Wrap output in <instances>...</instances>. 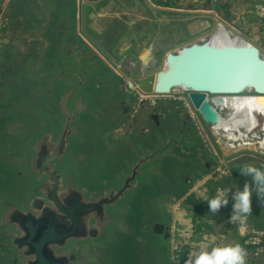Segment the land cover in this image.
Listing matches in <instances>:
<instances>
[{
	"label": "water",
	"instance_id": "95a60500",
	"mask_svg": "<svg viewBox=\"0 0 264 264\" xmlns=\"http://www.w3.org/2000/svg\"><path fill=\"white\" fill-rule=\"evenodd\" d=\"M76 1L0 5V21L21 39L0 63V264H158L170 228L157 200L193 203V175L219 171L199 119L170 94L187 93L228 148L264 154V121L228 129L214 100L264 95V54L247 40L193 41L140 81L155 96L136 99L119 91L116 69L79 33ZM107 126L136 133L106 155Z\"/></svg>",
	"mask_w": 264,
	"mask_h": 264
},
{
	"label": "rangeland",
	"instance_id": "374dc122",
	"mask_svg": "<svg viewBox=\"0 0 264 264\" xmlns=\"http://www.w3.org/2000/svg\"><path fill=\"white\" fill-rule=\"evenodd\" d=\"M5 1L0 0V5ZM259 1L263 0H255L256 3ZM251 12L253 13L249 19L246 18L239 23L234 22L238 25L236 28L230 23H216L209 31L199 28L196 30L198 36L189 41L191 43L204 39L212 35L220 24H223L237 36L258 46L264 53V7L262 4L253 6ZM101 26L102 24L96 20L89 22L88 18H81V32L85 39L93 44L98 42L95 29ZM176 34L172 40H164L167 42L166 47L158 50H100L96 46L95 48L99 49L98 51L103 57L116 69L118 73L117 85L122 94H132L136 99L140 96L151 98L155 96L154 92L144 90L140 81L148 77H156L157 73L163 69L167 55L183 45L180 42L183 39L181 33L177 32ZM108 42L110 46L111 41ZM20 43L21 39L15 35L14 26L9 22L0 21V63L12 58ZM129 81L134 84L133 88L129 85ZM179 91H173L170 96H179L185 100L199 119L219 158V171L217 174L199 171L193 175L189 185V190L195 199L193 203L178 205L176 200L168 195L157 200L156 207L160 213L161 222L170 228L171 233L175 232L178 239V245L173 249V258L171 259L170 241L166 240L164 236L160 237L161 252L158 264H184L187 255L196 251L202 244L216 246L240 243L243 245L244 235L239 237L236 234L239 226L228 221L232 208L220 215H215L209 212L205 200L214 197L217 189L239 191L246 179L240 175V169L247 164L256 166L264 164V154L255 146L228 148L227 140L224 137H219L211 127L204 123L198 111L189 102L188 94ZM259 119L261 123L264 121L263 116H259ZM126 132L127 130L115 132L113 126L103 128L100 133L101 153L106 155L115 153L122 143L136 133V129H130L129 134ZM1 175L0 170V177ZM257 202L254 195L253 213L247 216L248 226L252 229L264 230V205L257 207ZM229 206H232L231 194Z\"/></svg>",
	"mask_w": 264,
	"mask_h": 264
},
{
	"label": "crops",
	"instance_id": "0c3cea01",
	"mask_svg": "<svg viewBox=\"0 0 264 264\" xmlns=\"http://www.w3.org/2000/svg\"><path fill=\"white\" fill-rule=\"evenodd\" d=\"M261 4L264 7V0H77L74 13L83 38L81 18L102 24L95 29L98 42L88 41L100 50H158L165 48L164 40H172L177 32L183 37L181 44L186 45L198 36L199 28L209 31L216 23H230L236 28L234 22L249 19L252 7ZM244 233V228H237V236ZM169 241L172 259L178 245L175 232H170ZM242 243L247 248L244 238ZM247 250V264H264V258L257 262Z\"/></svg>",
	"mask_w": 264,
	"mask_h": 264
},
{
	"label": "clouds",
	"instance_id": "9594fccd",
	"mask_svg": "<svg viewBox=\"0 0 264 264\" xmlns=\"http://www.w3.org/2000/svg\"><path fill=\"white\" fill-rule=\"evenodd\" d=\"M245 182L239 191L217 189L216 195L206 199L209 212L218 215L221 209L228 207L230 194L232 213L229 222H243L253 213V196L264 205V164H247L239 171ZM248 250L240 243L212 246L202 244L196 251L190 252L184 264H247Z\"/></svg>",
	"mask_w": 264,
	"mask_h": 264
},
{
	"label": "bare ground",
	"instance_id": "6f19581e",
	"mask_svg": "<svg viewBox=\"0 0 264 264\" xmlns=\"http://www.w3.org/2000/svg\"><path fill=\"white\" fill-rule=\"evenodd\" d=\"M206 38L215 42H246L245 39L231 32L223 24ZM214 100L219 106L222 104L221 107L226 111L231 122L227 127L228 129H240L242 127L253 129L261 124L259 116L264 117V95L247 93V95L216 96Z\"/></svg>",
	"mask_w": 264,
	"mask_h": 264
},
{
	"label": "built area",
	"instance_id": "2783aa9c",
	"mask_svg": "<svg viewBox=\"0 0 264 264\" xmlns=\"http://www.w3.org/2000/svg\"><path fill=\"white\" fill-rule=\"evenodd\" d=\"M128 83L133 88L134 84L131 81ZM233 224L245 229L244 244L250 250L251 257L255 261L260 262L264 258V230L250 228L248 226V218L243 222H234Z\"/></svg>",
	"mask_w": 264,
	"mask_h": 264
},
{
	"label": "trees",
	"instance_id": "16d2710c",
	"mask_svg": "<svg viewBox=\"0 0 264 264\" xmlns=\"http://www.w3.org/2000/svg\"><path fill=\"white\" fill-rule=\"evenodd\" d=\"M257 207H260L261 206V204L259 203V201L257 202ZM230 208H232V206H229ZM256 209V208H255Z\"/></svg>",
	"mask_w": 264,
	"mask_h": 264
},
{
	"label": "flooded vegetation",
	"instance_id": "af4514ba",
	"mask_svg": "<svg viewBox=\"0 0 264 264\" xmlns=\"http://www.w3.org/2000/svg\"><path fill=\"white\" fill-rule=\"evenodd\" d=\"M170 231V230H169ZM164 236V238L166 239V240H169V238H170V235L168 236V237H166L165 235H163Z\"/></svg>",
	"mask_w": 264,
	"mask_h": 264
}]
</instances>
